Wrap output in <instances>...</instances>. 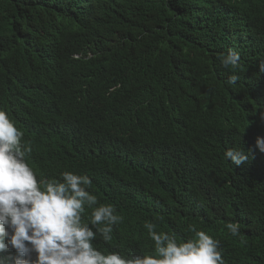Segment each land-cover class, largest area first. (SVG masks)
Segmentation results:
<instances>
[{
  "label": "trees",
  "instance_id": "16d2710c",
  "mask_svg": "<svg viewBox=\"0 0 264 264\" xmlns=\"http://www.w3.org/2000/svg\"><path fill=\"white\" fill-rule=\"evenodd\" d=\"M1 37L20 44L0 51V108L31 167L89 176L123 216L99 250L152 253V221L178 242L205 231L225 264H264V0H0ZM229 49L237 69L221 65ZM230 148L252 153L237 166Z\"/></svg>",
  "mask_w": 264,
  "mask_h": 264
},
{
  "label": "clouds",
  "instance_id": "9594fccd",
  "mask_svg": "<svg viewBox=\"0 0 264 264\" xmlns=\"http://www.w3.org/2000/svg\"><path fill=\"white\" fill-rule=\"evenodd\" d=\"M17 39L1 37L0 51L18 47ZM91 56V52L73 53L71 59L81 66ZM240 59L238 52L229 49L220 62L226 69H237ZM258 67L264 75V60ZM238 80L234 73L227 84L235 86ZM134 117L142 122V137L153 140L152 122L147 124V117ZM23 136L9 113L0 108V254L7 253L0 255V264H225L220 241L205 231L191 226L194 238L178 242L174 234L157 232L152 221L144 222L154 242L152 253L125 255L99 250L94 241L99 237L110 243L123 216L113 204L100 203L89 191L92 179L87 175L64 171L60 179L38 177L27 159L32 147L22 143ZM256 147L264 152V137H257ZM251 153L230 148L225 157L239 166ZM226 227L232 236L240 235L239 222H229Z\"/></svg>",
  "mask_w": 264,
  "mask_h": 264
},
{
  "label": "bare ground",
  "instance_id": "6f19581e",
  "mask_svg": "<svg viewBox=\"0 0 264 264\" xmlns=\"http://www.w3.org/2000/svg\"><path fill=\"white\" fill-rule=\"evenodd\" d=\"M84 97V96H83ZM149 237V236H148ZM145 238V237H144Z\"/></svg>",
  "mask_w": 264,
  "mask_h": 264
}]
</instances>
